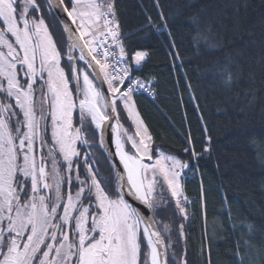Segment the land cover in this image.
<instances>
[{
  "label": "snow or ice",
  "instance_id": "6c2138e0",
  "mask_svg": "<svg viewBox=\"0 0 264 264\" xmlns=\"http://www.w3.org/2000/svg\"><path fill=\"white\" fill-rule=\"evenodd\" d=\"M154 2L159 7V0ZM41 13L53 15L68 34L67 53ZM160 17L164 19L163 12ZM148 21L152 23L151 17ZM0 24V264H189L170 236L165 243L153 218L125 199L127 187V195L151 212L174 199L187 219L185 205L192 202L184 195L181 177L195 164L163 154L154 165L144 163L145 157L152 159V137L135 109L133 93L148 87L124 59L116 0H46L44 5L38 0H0ZM210 32L192 17L194 49L217 46ZM109 39L118 55L106 43ZM65 55L67 72L61 66ZM145 55L136 51L135 65ZM170 55L179 58L178 52ZM110 56L116 57L114 65ZM76 61H83L84 67H77ZM213 75L229 90L238 78L228 64ZM105 83L111 97L102 90ZM118 101L137 125L139 140H125L117 131V119L115 155L124 171H117L118 187L110 190L108 180L98 179L88 154L81 161L76 145L89 144L86 129L92 124L101 131L105 122L111 127L119 115ZM76 110L78 126L73 124ZM127 142L134 153L125 150ZM250 143L255 146V141ZM210 147V136L199 152L189 138L185 152L195 160ZM259 158L264 160V153ZM82 167L90 182L81 179ZM183 227L179 225L181 236ZM163 231H171L168 224ZM246 247L247 241L244 248L238 244L236 264H245ZM207 264H212L210 258Z\"/></svg>",
  "mask_w": 264,
  "mask_h": 264
},
{
  "label": "trees",
  "instance_id": "16d2710c",
  "mask_svg": "<svg viewBox=\"0 0 264 264\" xmlns=\"http://www.w3.org/2000/svg\"><path fill=\"white\" fill-rule=\"evenodd\" d=\"M116 6L126 58L132 64V55L145 50L133 69L155 81L154 98L134 94L152 151L166 150L195 164L182 177L192 202L186 204L188 218L173 200L153 212L165 243L170 236L189 264H207L209 258L212 264H236L237 246L244 248L247 241L245 264H264V160L259 158L264 153V0H159V7L154 0H116ZM194 16L202 29H211L216 47H192ZM52 30L63 43L55 21ZM177 52L178 59L170 55ZM225 64L238 77L230 90L213 75ZM63 65L68 71L67 59ZM118 104L120 123L130 124ZM209 136L210 150L193 160L185 152L189 138L199 152ZM106 157L102 150L100 162L113 184L116 173ZM164 224L170 232L163 231Z\"/></svg>",
  "mask_w": 264,
  "mask_h": 264
},
{
  "label": "rangeland",
  "instance_id": "374dc122",
  "mask_svg": "<svg viewBox=\"0 0 264 264\" xmlns=\"http://www.w3.org/2000/svg\"><path fill=\"white\" fill-rule=\"evenodd\" d=\"M55 22H56V20H55ZM46 23H48L49 25L51 24V22H50V20H49L48 18H47ZM57 25H58V27H59V24H58V23H57ZM50 26H52V25H50ZM59 29H60V27H59ZM50 30L53 31V30L51 29V27H50ZM55 30H57V28H56ZM60 31H61V29H60ZM61 33H62V32H61ZM54 39H55V38H54ZM61 39H62V38H61ZM57 43H58V42H57ZM61 44H62V45H61ZM58 46H60V47L62 48V50H63L65 53H67V51H68V43L65 41V39L63 40V43H59ZM137 51H141V52L146 53L145 50H137ZM134 54H135V53H134ZM134 54L132 55L131 62H132V67L136 68V67H138V66L135 65V63H134ZM74 55H76V52H74ZM125 58H126V55H125ZM66 59H67V57H66V55H65L64 58L61 60V66L64 67V68H65V66L63 65V61L66 60ZM126 59H127V58H126ZM127 61H128V59H127ZM81 67H84V66L81 65ZM65 71H66V70H65ZM133 98H134V93H133ZM37 101H39V94H37ZM121 104H122V102H121ZM122 106H123V104H122ZM135 109H136V111L139 113V115H140V119L143 121V125H144L145 127H147V125L145 124V122H144V120H143V118H142V116H141L139 110L137 109L136 103H135ZM125 111H126V110H125ZM126 113H127V111H126ZM74 114H75V111L73 112V116H74ZM127 114H128V113H127ZM129 118H130V121H131L130 124H132V126H131L130 124L126 123V122H121V134L124 136V139H125V140H126L127 136H133V137L138 141V140H139V137L135 135V134H136V131H137V125L133 122V119H132L131 117H129ZM73 124H74V126H78L76 123H74V121H73ZM49 125H50V120H49ZM147 129H148V128H147ZM95 133H96V132L92 131L91 127H90V129H86V135H87V138H88V140H89V144H88L87 146H88L91 150L94 149V142H96V137H97V136H95V135H96ZM125 134H126V135H125ZM148 134L150 135L149 130H148ZM49 136H50V132H49ZM126 144H127V147H128L133 153H134V152H135V149L132 148V146H131V142H127ZM89 145H90V146H89ZM76 146H77V145H76ZM44 150H45V152H47V148H45ZM150 150H151V156H152V159L149 160L147 157H145V158H144V163H146V164L154 165V164L156 163V160L159 159L160 156H161L162 154H163V155H172V156H175V157L181 159L182 161H184L182 158H180V157L177 156L176 154H174V153H172V152H168V151H166V150L157 149V151L154 153V152L152 151V144H151V142H150ZM60 159H62V158H60ZM185 173H186V169L184 170V174H182V177L185 175ZM149 176H151V173H149ZM182 177H181V183H182ZM157 178L160 179V180H162L161 177H157ZM73 179L75 180V175L73 176ZM157 190L159 191V189H157ZM184 195H185V194H184ZM172 200L175 202L174 199H172ZM185 207H186V205H185ZM167 241H168V240H167Z\"/></svg>",
  "mask_w": 264,
  "mask_h": 264
},
{
  "label": "flooded vegetation",
  "instance_id": "af4514ba",
  "mask_svg": "<svg viewBox=\"0 0 264 264\" xmlns=\"http://www.w3.org/2000/svg\"><path fill=\"white\" fill-rule=\"evenodd\" d=\"M38 2L41 3V5H44L46 3V0H38ZM41 15L45 16L46 21H47V18H48L50 20V22H51L50 25H53V22L55 21V18H54L53 15H51L50 13H41ZM2 27H3V25L0 24V28H2ZM51 29H52V26H51ZM58 33L60 34V32H58ZM73 121H74V123H76L78 125L76 115L74 116ZM77 149L81 153V157H80L81 161L83 160L85 154H88V156L90 158V161H94L93 170L99 173L98 179H101V180H105L106 179V180H108L109 183H108L107 187L110 190L116 189L118 187L117 179L112 184L111 183L112 181L110 179L109 173H108L107 170H105V169H107V167H104L101 164V162H100L101 161L100 157H101V151L102 150H101L100 145L97 143V141L94 142V149L93 150H91L87 145L82 144L80 142H77ZM43 152L46 153L45 150H43ZM74 175L75 174H73V176ZM81 179H87L90 182V176L83 171V167L81 169ZM72 191H73V194H74L75 187H73Z\"/></svg>",
  "mask_w": 264,
  "mask_h": 264
},
{
  "label": "water",
  "instance_id": "95a60500",
  "mask_svg": "<svg viewBox=\"0 0 264 264\" xmlns=\"http://www.w3.org/2000/svg\"><path fill=\"white\" fill-rule=\"evenodd\" d=\"M70 23V21H69ZM60 25V24H59ZM61 29H62V25H60ZM73 27H75L73 25ZM66 39H67V33H64ZM68 41V40H67ZM69 43V41H68ZM79 51V49H77ZM87 51V50H85ZM90 59V58H89ZM76 63V62H75ZM95 62L93 61V64ZM92 70H90L91 72ZM97 85H100V81L99 80H96L95 81ZM102 90L105 91V93L111 97V94L110 93H107V84H103L102 86ZM113 116H116V114H113ZM107 125L104 129V134L105 136H103L102 138V145L104 147V150L106 152V154L108 155V157L110 158V161L112 162L116 172L119 171V172H123V165L120 163L119 161V157L115 155V148L113 146V143H112V132H113V119L110 121V124H111V127L108 126L109 122H106ZM100 141H101V134H100ZM38 154H39V150H38ZM124 193H125V199H127L130 203L133 204V206H139L140 208L143 209V212L146 216H151L153 218V220L155 221L154 217H153V214L151 211H149L145 206L139 204L138 201H136L132 196L130 195H127V192L125 189H123ZM156 228H158L157 226V223L155 221V225H154ZM159 229V228H158Z\"/></svg>",
  "mask_w": 264,
  "mask_h": 264
},
{
  "label": "built area",
  "instance_id": "2783aa9c",
  "mask_svg": "<svg viewBox=\"0 0 264 264\" xmlns=\"http://www.w3.org/2000/svg\"><path fill=\"white\" fill-rule=\"evenodd\" d=\"M106 43L109 44V45L115 50V52H116L117 55H118L117 49H116V47H115L114 45H111L110 39H109V41H106ZM100 51L102 52L103 49H101ZM98 58H101V57H98ZM115 61H116V57H115V56H110V57H109V62H110V64H113V65H114V64H115ZM121 66H123V65H121ZM111 70H112V69L110 68V71H111ZM146 87H148V90H145V89H138V90L135 91V92H143V93H145V94H147V95L152 96V95H153V92H152L151 87L148 85V83H146Z\"/></svg>",
  "mask_w": 264,
  "mask_h": 264
},
{
  "label": "bare ground",
  "instance_id": "6f19581e",
  "mask_svg": "<svg viewBox=\"0 0 264 264\" xmlns=\"http://www.w3.org/2000/svg\"><path fill=\"white\" fill-rule=\"evenodd\" d=\"M106 125H107V123L105 122V125L102 126L103 131H101V129H99L102 138H103V136H105L104 129H105ZM116 126H117V121H116V119H113V128L116 129ZM117 131H118V129H117ZM117 131L113 130V132H112V143H113L114 148H115V139H116ZM115 151H116V149H115ZM124 189L126 191H128L127 187H125Z\"/></svg>",
  "mask_w": 264,
  "mask_h": 264
},
{
  "label": "crops",
  "instance_id": "0c3cea01",
  "mask_svg": "<svg viewBox=\"0 0 264 264\" xmlns=\"http://www.w3.org/2000/svg\"><path fill=\"white\" fill-rule=\"evenodd\" d=\"M81 78H82V75H81Z\"/></svg>",
  "mask_w": 264,
  "mask_h": 264
}]
</instances>
